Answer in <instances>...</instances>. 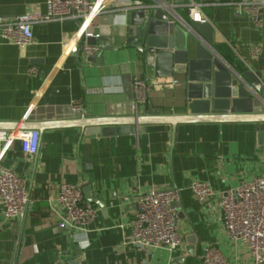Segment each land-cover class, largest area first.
Segmentation results:
<instances>
[{"label": "crops", "instance_id": "0c3cea01", "mask_svg": "<svg viewBox=\"0 0 264 264\" xmlns=\"http://www.w3.org/2000/svg\"><path fill=\"white\" fill-rule=\"evenodd\" d=\"M201 1L215 29L216 52L237 71L262 66L264 82V29L245 13L237 16L225 3L230 0ZM30 13L45 15L47 0H0V17ZM115 18L103 14L96 22L100 35L112 34V43L118 44L122 39L116 32L129 23ZM78 26L72 20L36 23L34 40L25 47L0 35V131L40 133L35 154L25 153L19 139L0 154L1 167L27 180L31 199L24 216L16 219L6 218L0 204V264H51L56 259L68 264L77 257L87 264H201L209 245L220 249L228 264H251L249 249L231 241L224 230L219 198L199 201L191 183H209L219 193L264 172L260 124H149L136 133L85 136L78 124L87 114L112 124L126 123L137 112L145 115L148 104L165 114L188 112L180 74L167 77L178 80L173 86L152 88L134 110L133 79L158 78L144 73L134 48L105 51L102 62L89 61L82 53L64 55ZM255 45L263 47L257 58L252 55ZM30 67L38 69L37 77L28 75ZM76 98L82 100L81 118L74 117L77 111L71 106ZM26 126L31 128L23 130ZM62 183L80 185L84 195L105 202V207L92 202L99 212L88 231L58 227ZM155 188L179 191L174 208L183 243L175 253L165 247L142 250L131 243L136 198Z\"/></svg>", "mask_w": 264, "mask_h": 264}, {"label": "built area", "instance_id": "2783aa9c", "mask_svg": "<svg viewBox=\"0 0 264 264\" xmlns=\"http://www.w3.org/2000/svg\"><path fill=\"white\" fill-rule=\"evenodd\" d=\"M234 8L237 16L247 14L254 25L264 29V0H230L225 2ZM201 0H47L45 15L25 14L15 17H0V35L3 39L19 47H25L34 40L33 25L48 21H80L77 31L66 43L64 55L82 53L85 58L96 55L101 46L88 43V38L98 39L100 33L96 19L109 14L124 22L132 12H154L163 9L170 13L172 21L186 24L189 21L209 22L203 11ZM186 14H183V13ZM185 15L189 20L186 19ZM263 53L261 45H255L252 55L259 57ZM36 67L28 69L30 77H37ZM178 80L158 78L148 81L134 78L131 84L133 92L132 106L138 109L146 101L152 88L173 86ZM74 111L81 112L83 105L80 98L73 99ZM19 139L22 149L27 154H35L40 147V133L0 131V154L6 147ZM191 189L199 201H207L215 196L219 198L221 219L228 238L245 245L252 256L251 264H264V172L250 181L239 183L236 187L217 193L209 183L195 180ZM179 197L175 188H155L141 193L136 202L138 210L132 222L133 238L131 243L142 250L165 247L175 253L183 243L178 224L177 211L172 205ZM60 219L58 227L68 232L88 231V226L95 220L99 209L85 201L80 185L62 183L58 191ZM31 202L27 180L13 171L0 166V204L4 216L8 219L23 217ZM51 264H65L56 259ZM201 264H228L226 257L215 246L205 248Z\"/></svg>", "mask_w": 264, "mask_h": 264}, {"label": "water", "instance_id": "95a60500", "mask_svg": "<svg viewBox=\"0 0 264 264\" xmlns=\"http://www.w3.org/2000/svg\"><path fill=\"white\" fill-rule=\"evenodd\" d=\"M129 26L116 32L122 41L112 43V34L100 35L98 39L88 38V43L99 44L100 51L87 58L102 62L105 51L134 48L138 60L148 76L157 78L183 75L187 114H165L163 108L147 105L145 115L130 117L126 123H110L104 119L93 118L90 114L80 122L85 136L102 134H130L144 131L149 124H168L176 126L192 122L251 121L259 123L264 131V82L263 67L258 70H235L213 48L214 26L210 22L189 21L186 24L172 21L169 12L157 9L154 12H132L126 18ZM80 26L81 22L77 21ZM262 62V58L259 59ZM214 112V113H212ZM81 118V112H74ZM211 114H215L211 115ZM239 114H249L241 117ZM109 126H113L109 127ZM31 127H23L27 130ZM86 202H95L105 207V202L90 194ZM177 206V202L172 204ZM80 256L81 251L74 250ZM68 264H87L80 257L69 259Z\"/></svg>", "mask_w": 264, "mask_h": 264}]
</instances>
